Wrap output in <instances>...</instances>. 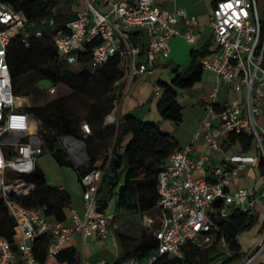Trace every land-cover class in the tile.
<instances>
[{
  "label": "built area",
  "instance_id": "1",
  "mask_svg": "<svg viewBox=\"0 0 264 264\" xmlns=\"http://www.w3.org/2000/svg\"><path fill=\"white\" fill-rule=\"evenodd\" d=\"M68 1L82 2L83 8L51 32L59 60L73 64L84 51L90 52L93 66L113 57L126 60L122 64L124 87L114 99L105 124L117 122V109L130 81L152 75L159 58L169 55L172 37L182 35L192 45L198 37L195 28L199 22L195 16L178 7L163 11L157 0ZM37 23L54 26V18L49 15L28 21L21 11L0 1V201L14 220L16 231L14 243L0 236V264H42L32 247L40 235L50 238L47 261L77 236L105 238L109 231V216L96 210L103 169L76 174L85 211L82 216L73 212L68 222L54 221L42 209L25 207L20 202L34 189V183L25 177L36 170L37 159L50 154V150L39 125L26 111L27 98L12 93L7 49L15 37L28 46L30 37L42 36L43 30L35 28ZM181 25L186 27L182 34ZM207 26L213 48L200 65L202 70L215 73L214 91L211 99L203 98L205 115L191 144L176 149L157 175V217L143 215L142 220L145 227L157 221L153 230L157 250L147 259L129 258L122 264H154L163 255L182 259L188 244L205 249L211 244V234L219 233V221L235 211L253 212L257 202L264 199V190L256 193L245 188L229 189L232 177L255 162L251 155H224L222 165L212 167L209 174L205 171L210 160L208 153L220 151L223 136L230 132L251 135L253 148L264 155V131L257 127L264 103V0H215ZM119 83L116 81L114 87ZM223 83L230 85L234 95L229 103L218 106L214 97ZM81 132L83 136L89 133L86 123L81 124ZM199 142L203 149L192 156V148ZM58 144L75 167L85 161L82 139L60 136ZM195 171L201 174L194 175ZM217 246L226 256H232L223 237ZM262 253L264 239L240 253L234 264H256Z\"/></svg>",
  "mask_w": 264,
  "mask_h": 264
},
{
  "label": "trees",
  "instance_id": "2",
  "mask_svg": "<svg viewBox=\"0 0 264 264\" xmlns=\"http://www.w3.org/2000/svg\"><path fill=\"white\" fill-rule=\"evenodd\" d=\"M9 3L15 10L21 11L28 21L48 17L50 8L62 1V7L56 9L54 26L35 28L43 30L42 36L28 39V46L15 37L7 49V62L10 73L12 93L16 96L30 98L31 104L26 108L33 120L45 131L43 138L50 154L59 166L72 167L75 174L84 175L92 169H103V174L97 190L96 210L115 214L148 215L156 211L159 195L157 192V175L168 157L178 149L176 140L169 133L163 132L152 121L138 119L126 113L119 115L117 122L105 124V118L113 109V101L120 96L124 87L123 63L125 59L113 57L102 65L93 66L90 62V52L84 51L73 64L59 60L55 45L51 40L53 28H58L74 17L67 16L64 8H68V0H0ZM34 29V28H33ZM206 52H192L191 66L188 72L171 71L170 82L157 81L160 94L156 102V110L161 118L173 123L182 119V106L177 102L179 89H187L201 80L202 68L200 60ZM70 65L83 68L78 71ZM264 68V59L261 63ZM119 85L114 87L116 81ZM49 84L50 94L59 88H65L71 94H85L87 106V125L89 133L83 136L79 115L69 105L68 96L58 94L46 100L39 87V82ZM115 140L109 144L110 138ZM60 136H71L82 139L85 143V162L75 167L67 153L57 148ZM239 146L242 152L253 148L252 136L245 132H230L223 136L220 148L227 150ZM264 145V141H262ZM258 168L264 173V155L260 156ZM25 179L34 183V189L20 202L25 207H35L43 210L48 218L64 222V209L71 203L68 192L48 184L44 173L37 167ZM258 218L253 212L230 214L219 221V233L211 234V244L200 249L192 244L184 248L182 259L169 255L160 256L154 264H234L242 253L240 236L255 228ZM156 227H143L138 238L126 237L131 243H125L123 256L113 264H122L129 258L139 261L149 258L157 250V240L153 235ZM15 222L10 218L2 201H0V236L14 243ZM223 237L228 243L232 256H226L217 244ZM50 241L47 235H40L32 243L36 259L46 262V248ZM56 260L66 264H81L79 254L75 250H61ZM264 264V263H258Z\"/></svg>",
  "mask_w": 264,
  "mask_h": 264
},
{
  "label": "crops",
  "instance_id": "3",
  "mask_svg": "<svg viewBox=\"0 0 264 264\" xmlns=\"http://www.w3.org/2000/svg\"><path fill=\"white\" fill-rule=\"evenodd\" d=\"M157 1L161 9L166 12L170 11L173 7H177L175 3L176 0ZM214 2L215 0H192L187 4V6L192 9H195L196 7V14L188 13L189 15L195 16L199 22V26H196L195 28L198 33L196 43L194 45L188 43L182 35L172 37L169 40V55L159 58L152 75L138 76L130 81L125 88V92L117 109L118 116L130 113L138 119L155 122L163 132L169 134L188 133L185 139H178L173 136L179 148H183L191 144L194 133H196L205 115V103L203 98H206L207 100L211 99L212 92L214 91L216 85V75L213 71L202 70L201 80L196 83L198 85V92L195 96L196 106H198L196 115L197 118L195 120L196 123L193 124V126L186 132L176 130L173 122L164 120L157 113L156 102L160 94V87L158 86L157 81L161 80L163 82H170L173 77V73L171 71L173 68H176L177 71L181 73L184 71H190L192 68V52L195 51L198 53L205 50V56L209 55L211 49L213 48V40L207 23ZM67 4L68 8H64L67 16L73 15L76 11L83 8V3L79 1H76L75 3L68 1ZM61 7L62 1L53 5V7H51L53 12L51 11L50 15H54L56 9ZM206 11L208 12L207 16ZM179 28L181 34L186 31V27L183 25ZM188 61H190V64L186 66ZM233 95L234 94L231 92L230 85L225 83L220 84L218 91L215 94L214 102L218 106L229 103ZM177 102L179 103L178 99ZM257 121L258 130L264 131V103L261 104V112ZM115 137L116 135L113 138H110L109 144L114 142ZM202 149V143H196L192 148V156H197ZM208 154H210V160L205 166L207 174L210 173V169L212 167L222 165L224 155L246 154L255 157L254 163L247 165L237 176L232 177L229 189L236 190L238 188H245L256 193L264 190V173H261L258 168V161L260 156H262L260 151L252 148L249 152H242L239 146L236 145L227 150L220 148V151ZM37 167L39 168V166ZM59 167L61 172H64L63 168H71L75 175V179L73 181L71 180L69 182H65L60 180L59 183L54 185L55 187L68 192L71 197L70 205L64 209L66 222H68L73 212L77 213L79 216L84 214L85 208L81 197L82 188L77 181L75 171L72 167ZM200 174V171L194 172V175ZM253 213L257 216L258 223L253 230L241 235L245 236L243 241H245L244 245H246V248L244 247L242 240H240L243 250L252 248L256 243L264 239V199L257 202ZM106 214L109 216V231L105 238H100L95 235L85 237L77 236L70 240L62 248V250H75L80 256L81 264H113L114 262L119 261L123 256L125 243H131L128 238L122 239L121 235L133 237V233L140 234V230L144 227V225L140 221L139 215L126 214L122 212L115 214L112 210H108ZM258 263H264V253L258 257L256 264ZM46 264L66 263H61L58 262L56 258H51L46 261Z\"/></svg>",
  "mask_w": 264,
  "mask_h": 264
},
{
  "label": "rangeland",
  "instance_id": "4",
  "mask_svg": "<svg viewBox=\"0 0 264 264\" xmlns=\"http://www.w3.org/2000/svg\"><path fill=\"white\" fill-rule=\"evenodd\" d=\"M192 0H176V6L184 9L187 11V13L190 14H196L195 9H192L187 6L188 3H190ZM68 5V4H67ZM197 6V5H196ZM260 6V5H259ZM50 11H52V8H50ZM53 12V11H52ZM208 12L206 11V16ZM206 18V17H205ZM209 33V32H208ZM190 64V61L186 64L188 66ZM71 67L75 68V70L81 71L85 67L77 66V65H70ZM186 70V69H185ZM185 72V71H184ZM39 87L45 94V99L50 100L57 96L58 94H63L68 96L69 100V105L73 109L75 113L79 115V125L81 123H87V106L85 105V94H71L69 91L65 88H59L56 93L50 94L48 91L49 84L45 81L39 82ZM198 92V85L194 84L192 87L187 88V89H179L178 90V95L177 99L179 103L182 106V119L179 123H174V128L176 130L180 131H187L190 129V127L193 126V124L196 123V118H197V107L196 102H195V96ZM28 103L31 104L30 98H27ZM258 125V121H257ZM171 136H175V138L178 139H185L188 135V133H170ZM56 147L59 148V144H56ZM86 160V156H85ZM85 161H83L80 165H82ZM37 166H39V169L44 173V175L47 178L48 184L54 186L55 184L59 183L60 180H63L65 182L73 181L75 179L74 172L71 168H63L64 172L60 171V167L58 164L55 162L51 154H43L41 155L37 161H36ZM152 219H156L157 213L152 212L148 215H146ZM143 216L140 217V221L142 222ZM157 221L155 220V224ZM138 233H133V237L138 238ZM245 236H241L240 240H242V243L244 245L245 241L244 240ZM246 245H244L245 247ZM246 248V247H245ZM237 262V260H236Z\"/></svg>",
  "mask_w": 264,
  "mask_h": 264
},
{
  "label": "water",
  "instance_id": "5",
  "mask_svg": "<svg viewBox=\"0 0 264 264\" xmlns=\"http://www.w3.org/2000/svg\"><path fill=\"white\" fill-rule=\"evenodd\" d=\"M40 132H41L42 135L45 134V131L42 128H40Z\"/></svg>",
  "mask_w": 264,
  "mask_h": 264
}]
</instances>
